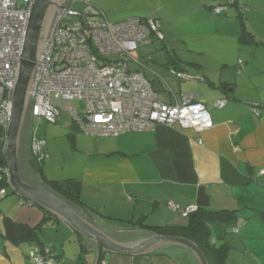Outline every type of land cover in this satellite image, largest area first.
<instances>
[{
    "label": "crops",
    "instance_id": "crops-1",
    "mask_svg": "<svg viewBox=\"0 0 264 264\" xmlns=\"http://www.w3.org/2000/svg\"><path fill=\"white\" fill-rule=\"evenodd\" d=\"M83 1L87 4L79 9L92 12L86 15H104L112 21L138 16L139 11L147 14V10H181L175 18L182 19L212 9L220 2L135 0L127 6L108 7L107 13L89 3L92 0ZM122 7L130 11L120 13ZM215 15L234 16V26L238 22L239 29L235 27L231 51L211 53L196 49L203 59L189 61L178 57L181 68L192 79L181 80L166 72L162 73L165 85L156 76L160 72L153 71L146 60L139 59L142 65L136 64L146 75L149 73L161 101L175 103L188 92L205 102L212 116L211 129L198 133L179 125H158L118 136L76 135L75 162L60 170L52 165V157L46 160L50 157L47 146L46 161L42 170L38 169L30 135L25 153L33 174L47 186L49 179L80 181L82 200L92 213L83 210L94 225L119 241L156 234L126 223L144 215L150 225L185 224L187 218L179 210H172L169 201L206 209H237L239 231L227 238L232 248L226 264H264V0H237L230 13ZM243 23L257 43H240ZM167 28L175 39L176 31ZM161 92L165 95L161 96ZM224 97L228 102L223 108L214 105ZM253 104L262 107L260 116L252 114ZM34 121L32 118L31 132ZM215 236L212 235L213 242L221 245L223 241ZM44 247L52 248L57 264H96L98 259L97 246L54 214L46 215L43 207L16 192L0 195V264H33L28 259L30 252L40 253ZM158 249L162 251L157 252ZM158 249L136 255L106 252L101 259L106 264H200L186 247L169 245Z\"/></svg>",
    "mask_w": 264,
    "mask_h": 264
},
{
    "label": "built area",
    "instance_id": "built-area-1",
    "mask_svg": "<svg viewBox=\"0 0 264 264\" xmlns=\"http://www.w3.org/2000/svg\"><path fill=\"white\" fill-rule=\"evenodd\" d=\"M74 1L58 8L44 42L34 76L30 101L36 122H56L61 108L69 110L80 130L91 136H118L129 131H145L158 125H179L198 133L213 127L207 104L193 93H183L175 103H166L146 76L130 70L138 61L133 52L150 42L151 33L164 37L153 18L129 17L117 22L96 20L74 6ZM227 2H230L228 5ZM234 0H224L215 10L225 13ZM33 0H0V126L5 131L11 121L13 89L18 77L20 56ZM109 55H117L110 59ZM182 79L192 77L172 69ZM83 102L78 112L69 101ZM226 98L214 105L223 108ZM260 115L257 105L251 106ZM6 139V137H5ZM31 151L46 156V141L32 132ZM5 172L9 176L8 167ZM174 211L187 217L197 205L180 206L168 202ZM33 264H57L51 247L30 252ZM103 260V264H106Z\"/></svg>",
    "mask_w": 264,
    "mask_h": 264
},
{
    "label": "water",
    "instance_id": "water-1",
    "mask_svg": "<svg viewBox=\"0 0 264 264\" xmlns=\"http://www.w3.org/2000/svg\"><path fill=\"white\" fill-rule=\"evenodd\" d=\"M55 0H33L28 20L24 44L20 56L18 77L13 89L11 121L6 130L5 158L9 170V183L14 192L30 202L43 207L67 223L72 229L85 237V240L97 246L100 263L106 252L136 255L149 252L164 246L179 245L188 248L200 264H209L202 249L192 240L181 236L152 234L135 241H119L111 234L104 232L93 224L87 213L80 207L72 205L58 196L44 184L31 169L25 153L28 136H21L26 108L31 97L36 66L47 38L45 31L49 12ZM65 4H57V8ZM92 14L90 10L84 11ZM50 29V28H49ZM30 130L32 105L30 108Z\"/></svg>",
    "mask_w": 264,
    "mask_h": 264
},
{
    "label": "rangeland",
    "instance_id": "rangeland-1",
    "mask_svg": "<svg viewBox=\"0 0 264 264\" xmlns=\"http://www.w3.org/2000/svg\"><path fill=\"white\" fill-rule=\"evenodd\" d=\"M111 1L113 4L115 3V5H111ZM134 1L135 0H92L91 2H88L95 4L97 7H99V9L108 13V7L114 8L115 6L122 4L127 6ZM75 2L76 4L74 6H79L78 9H83L84 5L87 4V2H84L83 0L82 2L81 0H75L74 3ZM129 11L130 9L128 7H122L119 12L126 13ZM137 13H139L137 14L139 17H154L160 19V24L166 40H157L153 37V41L151 43L140 46L138 49V54H151L153 57L152 59L148 60V65L153 71L155 70L161 74L166 72L169 73L170 66L172 65L171 60L174 58V56L176 58L179 57L184 60L194 61L204 58L196 49L211 53L219 52L222 49H229V51H231V48L229 47H231L234 40V33H236L234 32L235 27L237 26L239 29L238 22L234 26L236 19L234 16L230 15L227 18V15H215L213 10L210 8H206V10L202 12H196L194 15H190L182 19L175 18L177 14L182 13L181 10H175L173 12H166L164 10H147V14H142V11ZM168 17L172 18L169 19ZM94 18L96 20L105 19L104 15H98V17ZM220 18L223 20L227 19V21L221 22V20H219ZM107 19H109V21L114 20L110 18ZM168 26L176 31L174 32L175 39H172L170 34H168ZM167 41L171 42L172 46L167 44ZM108 58L115 59L117 58V55H109ZM145 60V56L141 57V62H145ZM189 71L192 72V70ZM147 74L149 75V73ZM181 82L184 84H194L192 81ZM163 84L166 85L164 81ZM160 95L163 96L165 93L161 92ZM69 104L74 106L78 112H81L84 109L82 101L72 100L69 101ZM72 120V113L67 109L61 108L56 123L49 121H34L32 124V131L36 132L41 139L46 141L47 150L50 154V157L48 156L46 160H49L52 157V165L59 170L65 165L72 166L75 162L74 155L76 154V151L74 150V145L76 142L72 141L70 133L74 131V134L76 133L75 135L77 136L85 134L79 129L73 130ZM185 221H187V219H185ZM213 225L214 227L212 228V235H216V238L221 237V235H223V230L216 227L219 226V228H221V224L216 223ZM231 235L232 233L226 234V239ZM220 241H224V238Z\"/></svg>",
    "mask_w": 264,
    "mask_h": 264
},
{
    "label": "trees",
    "instance_id": "trees-1",
    "mask_svg": "<svg viewBox=\"0 0 264 264\" xmlns=\"http://www.w3.org/2000/svg\"><path fill=\"white\" fill-rule=\"evenodd\" d=\"M223 3H224V0H220V2L218 4L213 6L212 9H213L215 14H228V13H230V11L233 9L234 6H237V0H234V2L231 4V7H232L231 10H229L225 13H217L215 8L218 5L223 4ZM227 3H228V5L230 4V2H227ZM143 18H153L159 22V20L157 18H154V17H143ZM159 25H160L159 29L163 33L160 22H159ZM163 35H164V33H163ZM153 37L157 40H162V41L165 40V38H166L164 35V37L162 39H159L155 36V34L151 33V35L149 37L150 38L149 43H151L153 41L152 40ZM239 40H240V43H244V44H255V43H257L254 36L247 29V27L245 26L244 23L242 24V27H241ZM149 43H147V44H149ZM144 45H146V44H144ZM139 48H137L133 52L134 57H136V59L138 61H136V62L132 61V63L129 64V68H130V70H133V71L142 72L146 76V78L149 80V82L153 86V88L156 90V92L158 94V98H159L158 90L153 85L152 80L148 77V75H146V72L141 68H136V64L141 61V60L139 61V59H141L140 54H138ZM152 57L153 56H151V54H145V59L147 62H148V60L152 59ZM180 61L181 60L179 58H176L175 56H174V58H172V60H171L172 65L170 66V69H169L170 74L177 76L176 74L172 73V69H174L176 71L184 72V73L188 74L189 76H191L190 73L185 72L181 68L183 65L181 64ZM139 64L142 65L141 62ZM156 76H157V78H159L160 80L165 82L161 73H156ZM178 78H180V77H178ZM180 79L181 80H189V79H182V78H180ZM227 102H228V99H227ZM253 105H255V104H253ZM256 105L259 108L260 115H261L262 114V107L259 104H256ZM252 114H254V113L252 112ZM254 115L260 116L257 114H254ZM30 117H31V115H30ZM56 122H57V120H56ZM56 122H54V123H56ZM72 122H73V124H72L73 130L74 129L80 130L79 126L74 121V119L72 120ZM32 132L30 133V142L32 141V139H31ZM75 134H74V131L72 133H70L73 142H75V136H76ZM5 137H6V131L2 126H0V195H7L10 192H14L10 183H9V176L5 172V169L8 166L6 158H5V153H4ZM45 153H46V151H45ZM32 155L36 160V165L38 166V169L42 170L43 161L45 160L47 153H46V156L42 159L39 158V156L34 155L33 153H32ZM47 183H48L49 187L52 189V191L55 192L58 196H60L62 199H64L65 201H67L68 203H70L72 205H76L82 209H85L87 212L89 211L90 213H92L86 207V204L82 200V196H81L82 184L80 181L72 179V178L62 179V180H50L49 179V180H47ZM182 207H185V206H182ZM44 210L46 212V215L52 214L50 211H48L46 209H44ZM181 215H182V213H181ZM146 217H147V215H144V216H142L141 219L126 221V223L134 225V226L140 225L143 228H147V229L152 230L156 234L181 236V237L187 238L189 240H192L202 249V251L204 252L209 264H226V261H227L229 252L232 248V245L230 244V241L226 239L225 235L232 233V232H238L239 231L238 226H236V223L238 220V210L237 209H234V210H230V209L215 210V209L200 208L197 206V210L190 213L186 217L187 221L185 224L150 225L146 222V220H147ZM183 217H185V216H183ZM117 221L119 222V221H123V220H117ZM216 223L221 224V226L223 228V235H221V237L219 238L220 240L224 238V241L221 245L217 244L216 241L213 242V239H212V228H213L212 225L216 224ZM165 249L162 248V250H165ZM162 250L158 249L156 251L161 252ZM103 260H104V258H102L100 260L99 264H102Z\"/></svg>",
    "mask_w": 264,
    "mask_h": 264
},
{
    "label": "flooded vegetation",
    "instance_id": "flooded-vegetation-1",
    "mask_svg": "<svg viewBox=\"0 0 264 264\" xmlns=\"http://www.w3.org/2000/svg\"><path fill=\"white\" fill-rule=\"evenodd\" d=\"M71 2V0H55V4L53 5V7L51 8L50 12H49V19H48V23H47V27H46V31H45V36L47 35L50 25L52 23L53 17L56 14L57 11V4H67ZM30 108H31V101L29 98V102L26 108V112H25V117H24V121H23V125H22V130H21V136L24 137L25 135L28 136V133L30 131Z\"/></svg>",
    "mask_w": 264,
    "mask_h": 264
}]
</instances>
